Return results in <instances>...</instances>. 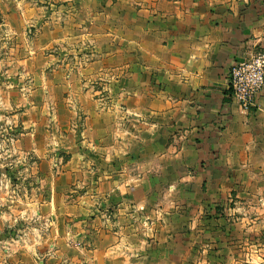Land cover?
Masks as SVG:
<instances>
[{"label": "crops", "instance_id": "0c3cea01", "mask_svg": "<svg viewBox=\"0 0 264 264\" xmlns=\"http://www.w3.org/2000/svg\"><path fill=\"white\" fill-rule=\"evenodd\" d=\"M36 4L20 15L45 70L22 140L40 193L0 200V232L22 229L0 234V264H186L205 209L264 192V87L249 110L229 89L264 51V0Z\"/></svg>", "mask_w": 264, "mask_h": 264}, {"label": "rangeland", "instance_id": "374dc122", "mask_svg": "<svg viewBox=\"0 0 264 264\" xmlns=\"http://www.w3.org/2000/svg\"><path fill=\"white\" fill-rule=\"evenodd\" d=\"M38 2L0 0V194L4 198L0 200L10 205L40 193L35 177L25 171L31 170L32 159L26 157L28 143L22 137L23 122L31 116L26 106L31 98L34 103L41 102L38 88L46 54L39 44V26H35L40 23L26 24L20 15L26 4L37 6ZM30 16L26 17L34 20L39 14ZM62 52L61 48L52 51L55 58ZM258 198L249 191L240 197L231 194L222 206L219 203L212 209L214 213L211 209L203 211L207 223L203 221L193 229L186 226L192 238L185 241L189 252L186 264H264V192ZM19 228L17 222L0 234L15 238L22 234Z\"/></svg>", "mask_w": 264, "mask_h": 264}, {"label": "built area", "instance_id": "2783aa9c", "mask_svg": "<svg viewBox=\"0 0 264 264\" xmlns=\"http://www.w3.org/2000/svg\"><path fill=\"white\" fill-rule=\"evenodd\" d=\"M264 87V51L236 62L229 72V89L233 101L242 110H249L256 103Z\"/></svg>", "mask_w": 264, "mask_h": 264}]
</instances>
